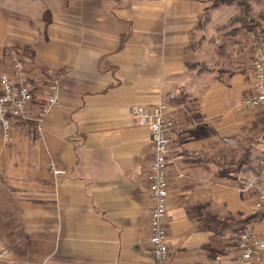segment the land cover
Wrapping results in <instances>:
<instances>
[{
	"label": "crops",
	"instance_id": "1",
	"mask_svg": "<svg viewBox=\"0 0 264 264\" xmlns=\"http://www.w3.org/2000/svg\"><path fill=\"white\" fill-rule=\"evenodd\" d=\"M228 8L206 0H0V73L10 70L9 43L34 81L48 76L61 88L42 127L16 122L7 143L0 132V248L8 257L0 264H155L153 147L130 107L153 108L169 92L170 264H231L236 229L220 223L229 217L260 232L264 213L243 183L264 162V107L242 103L253 86L244 46L252 30L230 21ZM44 94L39 87L31 116ZM236 146L243 164L222 171ZM248 264H264V254Z\"/></svg>",
	"mask_w": 264,
	"mask_h": 264
},
{
	"label": "built area",
	"instance_id": "2",
	"mask_svg": "<svg viewBox=\"0 0 264 264\" xmlns=\"http://www.w3.org/2000/svg\"><path fill=\"white\" fill-rule=\"evenodd\" d=\"M244 46L250 50V68L253 75V86L242 101L243 105L252 109L264 107V33L248 32ZM8 49L9 71L0 73V132L4 142L12 138V131L16 122L33 119L37 128L42 127L46 115L58 104L61 88L58 80L44 76L39 82L30 76L28 66L22 56L9 43ZM45 88V94L37 103L34 115V96L39 87ZM175 94L169 92L165 99L149 108L143 104L130 107V113L139 126L149 129L153 154L148 174V191L153 202L149 217V242L151 255L155 264H170L168 249V179L167 170L170 148V131L174 127V120L169 115V101ZM49 170L58 175L62 173L54 165ZM246 187H254V207L264 213V162L258 175L251 181L243 183ZM235 242L236 254L231 264H248L255 253L264 254V216L261 230L254 233L249 227H243L231 232ZM5 251L0 248V261H7Z\"/></svg>",
	"mask_w": 264,
	"mask_h": 264
},
{
	"label": "rangeland",
	"instance_id": "3",
	"mask_svg": "<svg viewBox=\"0 0 264 264\" xmlns=\"http://www.w3.org/2000/svg\"><path fill=\"white\" fill-rule=\"evenodd\" d=\"M243 1L247 2V5L249 6V15L255 19L254 22L255 21L260 22L264 26V0H243ZM220 5L223 7H227V6L229 7L228 8L229 10L227 12H229V15H230L229 19H231L230 21L236 22V19H239L240 25L245 24V23H250V22H244V20H246V19H244V17H245V15L243 13L244 8H241L235 2L230 3V4H218V5H212V6H220ZM245 29H247V28H245ZM248 32H250V31H248ZM244 40H246V38ZM10 46H11V48H14L12 45H10ZM14 49H16V48H14ZM239 160H240L239 159V149L236 146L234 149H230L229 160H227L228 162H226V164H222V166L226 167L227 169H234L236 167L237 163L239 162ZM262 164H263V162L260 163V168H259L260 170H261ZM260 170H259V172H260ZM241 179H242V177H241Z\"/></svg>",
	"mask_w": 264,
	"mask_h": 264
},
{
	"label": "trees",
	"instance_id": "4",
	"mask_svg": "<svg viewBox=\"0 0 264 264\" xmlns=\"http://www.w3.org/2000/svg\"><path fill=\"white\" fill-rule=\"evenodd\" d=\"M206 1L211 2L212 5L230 4V3L235 2L241 8H244V10H243V13L245 15L244 19H246V20H244V22H250V23H245L242 25L245 28L250 29L252 31H255L257 33H264V26L262 25V23L257 22V21L254 22L255 19L249 15V6L247 5L246 1L245 2L243 0H206ZM244 160H245L244 157H243V159L241 158L234 169H227L226 167L221 166L222 171L229 172V173L237 172L239 170L240 166L243 164ZM220 223H221L222 228H230L231 227V228L237 229V228L241 227L238 224V223H240V221L235 219L234 217H229L227 220L220 221Z\"/></svg>",
	"mask_w": 264,
	"mask_h": 264
}]
</instances>
